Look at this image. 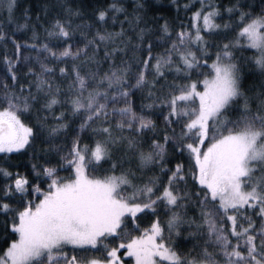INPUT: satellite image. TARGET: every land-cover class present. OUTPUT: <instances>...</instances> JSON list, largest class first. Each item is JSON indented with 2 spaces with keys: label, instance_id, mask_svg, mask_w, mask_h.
<instances>
[{
  "label": "snow or ice",
  "instance_id": "snow-or-ice-1",
  "mask_svg": "<svg viewBox=\"0 0 264 264\" xmlns=\"http://www.w3.org/2000/svg\"><path fill=\"white\" fill-rule=\"evenodd\" d=\"M125 3L112 0L98 9L99 26L91 36L82 29L91 30L92 23L74 26L72 17L80 13L67 8V19L56 18L45 29V40L59 42L55 49L48 42L35 43V31L34 43L22 44L0 30L5 52L6 41L14 48L11 56L0 57V153L26 150L45 132L50 139L67 133L72 125L66 116L80 121L60 157L62 164H42L39 171L33 165L35 178L48 182L47 190L31 184L26 175L0 169L8 181L0 186V214L13 213L10 225L4 221L8 246L0 253V264H123L121 249H127L124 255L135 264H264V81L259 91H253L255 85L245 91L233 52L253 51L251 59L264 74V13L254 15L237 5L224 9L230 17L239 12L235 35L216 45L220 50L210 73L204 74L197 70L209 67L201 60L209 55L205 33L219 34V5L200 0L190 25L181 24L174 39L167 21L159 26V37L147 39L151 29L139 26L144 5L134 0L129 14ZM14 7L15 0H0L9 20ZM109 18L119 30L104 27ZM223 28L232 30L228 23ZM78 31L83 43L76 38ZM161 44L168 47L154 52ZM24 47L36 55H22ZM48 59L64 65L59 67L60 82L55 67L44 62ZM169 75L173 80L168 81ZM157 86L159 95L152 91ZM144 88L149 99H159L158 107L167 108L166 114L157 113L167 126L159 139L146 135H156V124L144 114L157 105H141L139 112L132 106L133 89ZM227 112L232 117L224 116ZM22 115L34 123H25ZM174 124L180 125L179 133ZM86 129L98 137L94 143L81 144L80 133ZM168 145L177 156L186 155L187 164L169 167ZM103 164L109 165V174L95 175ZM154 169L159 174L145 178ZM61 170L69 175H58ZM33 194L36 199H25ZM190 206L199 219L187 215ZM161 207L170 213L167 235L156 216ZM249 210L259 225L246 215ZM144 215L156 219L141 231L137 221ZM183 226L195 229L188 236L197 242L182 254L172 238L181 235ZM9 230L16 237L10 242ZM107 240L120 243L110 246ZM100 251L103 259L78 255Z\"/></svg>",
  "mask_w": 264,
  "mask_h": 264
},
{
  "label": "trees",
  "instance_id": "trees-1",
  "mask_svg": "<svg viewBox=\"0 0 264 264\" xmlns=\"http://www.w3.org/2000/svg\"><path fill=\"white\" fill-rule=\"evenodd\" d=\"M112 0H15V7L12 13V19L9 20L8 11L6 9L0 10V30H2L9 38L15 37L16 40L20 41L22 44L27 41L28 44L34 43L31 39L33 31L38 34V40L35 43H44L48 42L50 47L54 49L57 48L59 42L56 40H45L46 37V28H50L51 23L54 19H67L66 9L71 7L74 11H79L80 15L73 16L72 22L75 26L76 24L84 23H92L93 27L91 30L82 29V31H87L88 35L91 36L95 31V28L98 27L95 23V12L100 9L106 7ZM140 2L144 5L143 9L140 10V14L142 16V20L140 22V27H148L151 29L149 33L146 34L147 39H155L161 35L159 30V26L164 24L167 21L170 30L172 31V37L175 38V32L180 30V25H190L191 23V15L194 11L200 8V0H140ZM204 3H212L214 6L219 5L221 15L216 18L215 22L221 25V29L219 30V34L216 36H208L206 33V39L209 43V55L201 56V60H207L209 67H204L198 69L197 71L202 72L204 74L210 73V65L212 61L215 59V53L220 49L216 45H222L223 43L228 42L235 35V21L239 17V12H236L233 16H229L228 13L224 11V9L228 6L237 5L244 11L251 12L254 15L264 13V0H204ZM188 4V9L184 8V5ZM125 7L130 14L134 8V0H127L125 3ZM207 11V9H205ZM119 19L123 20L124 15H121ZM228 23L232 30H226L223 28V25ZM20 25H24V27H20ZM104 27H107L109 30H119L120 25L116 24L115 28L112 27L111 18L108 19V22ZM127 29V23L124 25ZM37 28V29H36ZM128 35H133L131 31L127 33ZM76 38L81 40L79 31L76 33ZM147 39L145 43H147ZM7 44V51L5 52V48L3 44H0V57H3L5 54L11 56L14 48L10 42H5ZM170 43V41H169ZM168 47V44H161L159 48H155L154 52H161L164 48ZM194 51L196 49H193ZM234 52V62L237 63L240 74L242 77V86L245 91H248L250 86L255 85L256 90L259 91L260 75L261 70L255 66L251 57L253 56V51L245 50V48H235ZM22 55H31L35 56L36 52L34 50H29L27 47L21 49ZM47 55V54H44ZM199 55V53H198ZM45 63H48L49 66L55 67V78L57 82H60L62 78L59 76V67L64 66L58 64L55 60H45ZM37 72L40 71L39 64L33 63L30 65ZM104 68H107V64L104 65ZM3 69V65L0 64V70ZM27 69H23L26 71ZM264 77V76H262ZM174 76L169 75L167 77L168 81L173 80ZM192 78L195 79L196 73H193ZM203 79V76L199 77ZM28 79H34V77H29ZM151 79V77H149ZM22 83H26V81L22 78ZM135 81L133 80L132 83ZM183 82V81H181ZM11 83V81H9ZM66 83V81H64ZM161 84L164 81L160 82ZM157 89H152L153 92L158 93ZM148 88L144 89H133V94L130 97L132 101V106L135 111L139 112L141 110V105H147L149 103H154L157 107H154L151 110L145 109L144 114L149 115L156 124V135H153L152 132L146 133L147 136H151L152 139H159L163 136V130L167 127L164 123V119L162 115H158L161 110L166 114L167 108L161 109L158 107L160 101L159 99H149L148 97ZM255 91V90H253ZM252 95V93H249ZM122 103L117 106H122ZM111 107V105H110ZM254 107V105H253ZM59 111V109H57ZM224 116L232 117L231 112H227ZM223 119V117H221ZM21 119L24 120L25 123L33 124L34 121L28 117L27 115H22ZM72 127L67 130V133H60L57 137L51 138V140H47V132H45L42 136L38 137L34 142L33 146L27 148L26 150H21V152H13V153H0V169H6L8 172L17 173L19 172L22 175H26L31 182V184H40V187L44 190H47V181L45 180L41 183L39 180L35 178V174L33 171V165H37V171H39V165L46 164L49 166L62 164L60 157L67 153L68 141L72 136L76 133L73 131V127L78 129V125L80 123L79 119H70L68 116L65 118ZM49 123H52L49 121ZM96 125H93L95 127ZM173 128L176 129V132L179 133L180 125L174 124ZM81 144L84 143H94V140L98 137H95L92 133L91 129H86L84 132L80 133ZM67 137L68 139H66ZM54 146H59V151ZM42 161V162H41ZM185 162L187 164L186 155L185 156H177L172 149L171 145H168V166L174 167V165L178 162ZM2 163V164H1ZM108 164H103L99 168L95 170V175L103 176L109 174L105 170L108 169ZM125 167H129V165H125ZM135 169V164L132 165ZM92 171V169H89ZM119 169L117 170V174H119ZM159 174L158 169H154L152 172H145V178L147 176ZM58 175H69L68 170H61L58 172ZM137 175H140L139 170H137ZM138 183L140 181H137ZM8 183L7 180L4 179L3 174L0 173V186ZM189 188H191V182L189 183ZM130 190V189H129ZM25 199H36V194L25 197ZM13 205V207H19L15 203V201H9ZM13 215V213H9L8 216L0 214V253H2L3 249L8 245L4 242L5 232H4V221H7L8 224H11V220L9 217ZM170 213H167L165 210L159 208V212L156 213V216L159 217L160 222L163 226H165V235L166 232V221ZM188 216H193L199 219L198 210L195 209L194 206H190L187 212ZM246 215H250L256 221L257 225H259L260 221L256 217L254 213L249 210ZM156 216H141L137 223L140 225L141 229L148 227L152 220L156 219ZM131 228V225H129ZM141 230V231H142ZM193 231V228H189L187 226H183L181 230V235L179 237L173 236V242L175 244L176 250L183 253L188 252L193 248V245L197 242L196 239L189 237L188 232ZM139 232L132 231L131 235H139ZM16 237L10 234L8 239L9 242L11 239H15ZM202 243V242H201ZM211 250V249H210ZM104 252H98L96 255H103Z\"/></svg>",
  "mask_w": 264,
  "mask_h": 264
},
{
  "label": "rangeland",
  "instance_id": "rangeland-1",
  "mask_svg": "<svg viewBox=\"0 0 264 264\" xmlns=\"http://www.w3.org/2000/svg\"><path fill=\"white\" fill-rule=\"evenodd\" d=\"M258 74L260 75V77H259L260 78V81L261 82L264 81V77H262V76H264V74H262V73H258ZM253 90L257 91L256 90V87ZM47 140L49 141L51 139L48 138V136H47ZM63 176H68V175H63ZM157 212H159V210ZM140 230H142L141 227H140ZM189 232H191V230ZM105 243L106 244H109L110 246H116V245H118L120 243V241L119 240H116V241L107 240V241H105ZM65 251H69V255H71V252H70L69 249H65ZM125 251H127V249H121L120 252L118 253V255L121 257V260H122L123 264H135V261H134V258L133 257H128V256H125L124 255V252ZM100 252H103V251H100ZM96 253H98V252L78 253V255H82V256L83 255H87V256H90V257L94 256L95 258H98V259H103L104 258V255L105 254H103V255H96Z\"/></svg>",
  "mask_w": 264,
  "mask_h": 264
},
{
  "label": "bare ground",
  "instance_id": "bare-ground-1",
  "mask_svg": "<svg viewBox=\"0 0 264 264\" xmlns=\"http://www.w3.org/2000/svg\"><path fill=\"white\" fill-rule=\"evenodd\" d=\"M37 29V28H36ZM36 31V30H35ZM42 162V161H41ZM2 164V163H1Z\"/></svg>",
  "mask_w": 264,
  "mask_h": 264
}]
</instances>
